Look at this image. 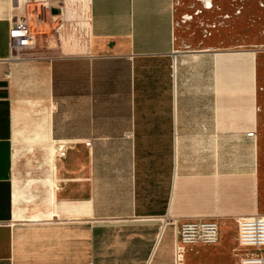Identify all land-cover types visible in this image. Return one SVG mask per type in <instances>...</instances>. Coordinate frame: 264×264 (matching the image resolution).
<instances>
[{"label": "crops", "instance_id": "0c3cea01", "mask_svg": "<svg viewBox=\"0 0 264 264\" xmlns=\"http://www.w3.org/2000/svg\"><path fill=\"white\" fill-rule=\"evenodd\" d=\"M209 4L0 0V264H173L196 220L219 237L182 263L239 264L236 220L264 214L263 87L231 4ZM16 20L34 46L10 59Z\"/></svg>", "mask_w": 264, "mask_h": 264}, {"label": "built area", "instance_id": "2783aa9c", "mask_svg": "<svg viewBox=\"0 0 264 264\" xmlns=\"http://www.w3.org/2000/svg\"><path fill=\"white\" fill-rule=\"evenodd\" d=\"M210 0H204V7ZM239 12V10H238ZM237 12V14H238ZM190 18V16L188 17ZM8 49L9 58H21L28 54L34 46V37L24 21L16 20L9 27ZM254 131H248L247 137H254ZM55 155L63 156L65 147L59 144L54 150ZM237 245L242 249L239 264H264V214L240 217L236 220ZM219 230L212 221L196 220L181 223L176 228V239L173 245V264H183L186 246L204 244L213 245L217 242Z\"/></svg>", "mask_w": 264, "mask_h": 264}, {"label": "rangeland", "instance_id": "374dc122", "mask_svg": "<svg viewBox=\"0 0 264 264\" xmlns=\"http://www.w3.org/2000/svg\"><path fill=\"white\" fill-rule=\"evenodd\" d=\"M225 1L229 2V4H231L232 6L230 10L231 12H234L235 17L233 18H235V22H237L235 31L237 34L240 33L242 38V40H239V42L242 43L244 49H254V50L256 49L257 52L259 53V69H260L259 81L263 87V92H261L262 95L261 101H263L264 103V0H225ZM230 10L226 9L227 11L226 12L227 15L225 16L226 20H229L228 14ZM233 18L230 21H233L234 20ZM262 133L264 140V129ZM54 150L55 149H53V154H54ZM16 156H17L16 160L25 161L28 158L33 159L34 156L36 155L34 151H30L25 148H22L21 150L19 149L16 152ZM26 174H27L26 172L23 173L20 172L17 176L19 178L20 176H27ZM261 192L264 193V180L261 183Z\"/></svg>", "mask_w": 264, "mask_h": 264}]
</instances>
